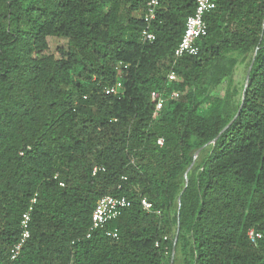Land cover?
<instances>
[{"label": "trees", "instance_id": "16d2710c", "mask_svg": "<svg viewBox=\"0 0 264 264\" xmlns=\"http://www.w3.org/2000/svg\"><path fill=\"white\" fill-rule=\"evenodd\" d=\"M146 1L0 0V264H264V0H211L198 54L178 60L196 0H159L152 42ZM250 52L230 110L212 92ZM157 90L180 97L153 116ZM104 196L131 207L87 237Z\"/></svg>", "mask_w": 264, "mask_h": 264}, {"label": "built area", "instance_id": "2783aa9c", "mask_svg": "<svg viewBox=\"0 0 264 264\" xmlns=\"http://www.w3.org/2000/svg\"><path fill=\"white\" fill-rule=\"evenodd\" d=\"M159 7V0H147L145 3L144 13L142 16V21L144 27L140 33V38L144 42H152L155 39L154 33L152 32L153 23L157 19ZM215 8L214 3L211 0H196L193 13L188 16L185 20L184 31L182 37L174 49L173 57L175 60L181 59L182 57L196 56L199 52L197 42L200 38L206 36L207 34V25L204 21L205 15L210 13ZM126 69L127 65L119 64L117 69L120 68ZM179 78L174 71H170L167 75V84L179 82ZM107 96H119L123 93V87L120 79H118L114 85L108 87L104 91ZM180 94L178 92H171L169 96L166 97L164 90L163 91H152L150 93V100L154 105L153 116H156L161 109L163 108L167 100H178ZM159 146L162 145V139L157 141ZM96 172V169L93 170V173ZM62 186V184H60ZM141 208L149 212L152 207L145 199L140 200ZM131 207V202L125 197H112L104 196L100 198L92 211L91 214V226L87 237L90 236V233L96 230H101L105 225L118 218L121 213ZM30 211L22 215L20 221V237L19 241L11 248L10 258L14 260L17 258L22 250V247L26 240L30 236L29 224H30ZM110 235V234H107ZM115 237V234H112ZM247 239L250 243L254 244L257 240L261 239V235L254 230H249L247 233ZM164 240L166 238L164 237ZM158 246V243L156 244Z\"/></svg>", "mask_w": 264, "mask_h": 264}, {"label": "rangeland", "instance_id": "374dc122", "mask_svg": "<svg viewBox=\"0 0 264 264\" xmlns=\"http://www.w3.org/2000/svg\"><path fill=\"white\" fill-rule=\"evenodd\" d=\"M50 49L48 52H44L43 55L47 56L49 54H52L55 51V48L58 46H65V42L63 40H52L49 43ZM252 52L247 54H232L229 57L234 61V66L232 68V75L230 78V81H227V79H224L212 92V95L216 97H221L222 99H225L227 106L230 110H232L241 95V92L244 89L245 86V80L246 75L248 72V69L250 67V60L252 57ZM201 152V151H200ZM198 153L195 160H193V165L190 168V170L196 166L202 159L203 154ZM196 153V152H195ZM194 153V154H195ZM194 157V156H193ZM190 167V166H189ZM188 169V168H187ZM186 169V171H187ZM189 170V172H190ZM184 175L179 179L180 184L184 182L185 184V173ZM188 172V174H189ZM187 174V176H188ZM177 264H181L179 260V254L177 255Z\"/></svg>", "mask_w": 264, "mask_h": 264}, {"label": "water", "instance_id": "95a60500", "mask_svg": "<svg viewBox=\"0 0 264 264\" xmlns=\"http://www.w3.org/2000/svg\"><path fill=\"white\" fill-rule=\"evenodd\" d=\"M251 66H252V63H251V65H250V67H249V69H248V72H247V75H246V80H245V86H244V89H243V93H244L245 88H246V86H247V80H248V77H249V74H248V73H249V71H250V69H251ZM228 126H229V125H228ZM228 126H226V127L224 128V130L227 129ZM216 139H217V138H216ZM216 139H215V140H216ZM215 140H214V141H215ZM206 146H207V145H206ZM206 146H204V147H206ZM204 147H203V148H204ZM203 148H201V149H199V150L196 151V153L194 154L193 160H195L196 156L198 155V153H199ZM192 165H193V163L190 165V167L187 169V171H186V173H185V186H186V184H187V174H188L190 168L192 167ZM178 202H179V200H178ZM175 242H176V237L174 238V244H175Z\"/></svg>", "mask_w": 264, "mask_h": 264}]
</instances>
